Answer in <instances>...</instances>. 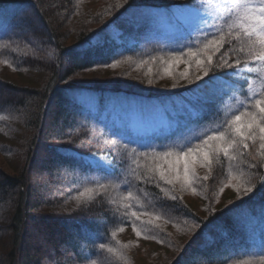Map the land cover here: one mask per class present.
I'll use <instances>...</instances> for the list:
<instances>
[{
	"label": "trees",
	"instance_id": "1",
	"mask_svg": "<svg viewBox=\"0 0 264 264\" xmlns=\"http://www.w3.org/2000/svg\"><path fill=\"white\" fill-rule=\"evenodd\" d=\"M195 1L0 0V10L16 8L15 16L31 19L36 26L33 33L50 39L55 47V57L47 60L30 45L0 41V132H6L12 118L20 133L17 144L0 137V147L11 148L19 159L14 170L0 163V213H6L0 220V264H264V230L257 219L264 215V184L260 183L264 165L250 167L264 160L258 138L246 141L247 149L241 145L236 162L222 156L211 168L199 160L192 162L196 179L191 187L183 184L182 167L181 179L173 184L159 179L157 165L166 170L175 157L165 161L129 155L133 148L148 151L140 147L148 136L153 144L173 145L178 152L193 135L203 138L246 110L235 103L242 94L234 91V99H215L198 119L202 98L213 92L209 77L189 84L201 74L194 63L187 79L180 76L184 62L162 71L161 67H169L167 60L174 50L147 48L139 42L153 26L162 32L187 31L182 27L185 22L172 12ZM232 46L226 44L222 51ZM202 47L196 43L193 51ZM180 53L186 60L187 48H179L176 54ZM218 58L219 54L214 56V63ZM236 58L235 53L228 56L230 61ZM256 68L249 65L251 71L241 73V80L248 84ZM216 77L219 82V73ZM102 81V86L93 83ZM262 97L264 86L256 98ZM127 103L137 108L132 116L161 111L165 121L176 118L179 129L187 131L178 136L172 129L166 139L134 138L129 129L130 135H120L118 122L130 109H125ZM245 103L254 105V100ZM218 104L221 115L213 119ZM247 111L256 109L249 106ZM114 140L119 142L109 143ZM133 140L136 143L125 150L123 143ZM98 159L114 162L116 173L100 179L95 170ZM240 171L257 185L243 199H238L233 186L241 183ZM146 175L152 176L151 182L144 180ZM97 183L107 188H97ZM129 191L138 200L129 201ZM129 204L132 207L126 208ZM132 211L140 215L139 221L131 217ZM162 220L179 223L174 224L179 229L168 231V224L158 223ZM141 242H153L160 250L152 251L149 262L141 263L136 257ZM157 252L164 261L152 257Z\"/></svg>",
	"mask_w": 264,
	"mask_h": 264
},
{
	"label": "snow or ice",
	"instance_id": "2",
	"mask_svg": "<svg viewBox=\"0 0 264 264\" xmlns=\"http://www.w3.org/2000/svg\"><path fill=\"white\" fill-rule=\"evenodd\" d=\"M225 15L221 16L217 22L209 24L207 20L201 19V27L196 29L199 32V36L196 38L195 43H202V49L193 51V42L185 44L187 48V59L182 60L185 53H176L179 49L170 53V59L167 63L171 66L173 64H179L184 62L186 67L180 76L187 79L189 76V69L195 64L196 70L201 74L196 75L194 80H188L189 84H194L196 81H203L204 77H209V82L213 84V92L210 96L202 98L201 113H197V118H202V112L206 109V106L215 102V99H222L224 96H228L230 99H234L231 94L234 91H240L243 95V85L247 84V80H241V73L246 71L250 72L249 65H258L255 69L259 73L261 79H264V0H224ZM199 7H203L200 5ZM199 7L192 8V13L195 17L200 16ZM216 19V18H214ZM225 29L227 31L225 32ZM211 37V39H209ZM233 45L229 47L227 51H222L225 45ZM239 44V47L234 45ZM232 53L237 55L234 61H230L228 56ZM219 54V58L214 63V56ZM246 57L243 61L240 56ZM205 58H201V57ZM156 60V57H152ZM163 60V57L160 58ZM212 73V76H209ZM219 73L221 79L217 82L216 74ZM151 82V81H149ZM239 85V87H238ZM261 90L252 92L248 90L247 100L253 101L254 105L246 104L243 100H236L239 107H244L245 112L239 115L232 116L231 119H226L216 127L210 129V134L203 135L197 133L193 135L181 149L173 151V145H155L152 143L153 137L148 136L147 142L140 145L148 151L138 152L137 148H133L129 153L130 156H149L154 159L172 161V165L166 170H161L157 165L156 171L159 174V179L167 184H173L174 180H180L179 170L183 168V184L184 186L191 187L196 179L195 174L190 167L192 162L199 160L204 166L211 168L213 163L221 158V156L229 162H236L239 159L240 147L244 149L248 148L246 141H256L259 139L260 149L264 151V97L256 98L260 94ZM251 106L256 111H247V108ZM221 115V105H217L216 113L213 119H216ZM223 129V130H221ZM120 135H130L126 127H121L118 130ZM192 141H198L196 144H192ZM119 140L110 141L109 143L115 144ZM129 143H136L135 140L123 143L125 150L128 148ZM191 145V146H189ZM167 147L168 151L159 152L157 148ZM186 148V151L184 150ZM236 153V155H233ZM181 161L183 163L181 164ZM264 165L262 160L257 165H250V167H259ZM234 165L230 164V169ZM95 170L100 174V179H104L108 176H112L116 173L117 169L114 166V162H105L98 159L95 162ZM239 170V169H238ZM135 175V172H133ZM245 173L240 171L239 180L240 184H233L238 192V199H243L254 192L257 185H252L251 178L245 179ZM137 180L141 179L139 175H135ZM208 179V177H204ZM146 182H151L152 176H144ZM264 184V178L260 181ZM251 185V186H250ZM97 188H107V185L99 184ZM85 191H88L87 189ZM163 191V189H161ZM195 191V188H193ZM84 193H81L83 195ZM127 199L132 201L137 199L133 196L131 191L128 192ZM171 199L175 201L177 197L171 196ZM126 208L132 207L131 204L126 205ZM131 217L134 220L139 221L140 215L136 211L131 212ZM133 230L136 231L137 236L141 234L133 224ZM261 250L264 251V237L261 240ZM100 249L104 248V244L99 245Z\"/></svg>",
	"mask_w": 264,
	"mask_h": 264
},
{
	"label": "rangeland",
	"instance_id": "3",
	"mask_svg": "<svg viewBox=\"0 0 264 264\" xmlns=\"http://www.w3.org/2000/svg\"><path fill=\"white\" fill-rule=\"evenodd\" d=\"M200 5H203V7H199ZM199 7L200 16L195 17L192 13V8ZM225 5L224 0H196L192 5L185 7V9L182 10H173L172 16H175L177 19H180L185 22L182 27H187L186 30H179L175 29L173 32H162L161 29H157V26H153L152 28L147 29L144 31L143 35L141 36L139 42H141V45H147L148 47H157L162 50H176L179 48H183L185 44L189 43V41H192L193 44H196V38L199 36V32L196 29H199L201 27L200 20L205 19L208 21L209 24L217 22V20L225 15L224 11ZM16 8L14 7H6L0 10V41L6 39H11L14 41L15 44H19L20 46H26L30 45L33 48L34 52L38 54L39 56L44 57L47 60H51L55 57V50H54V44L53 42L48 38H42L38 35H35L33 33L34 28L36 26L32 22L31 19L28 18H18L15 16ZM126 15V14H124ZM216 18V19H214ZM190 23V25H188ZM187 24V25H186ZM227 29H225V32ZM92 39V38H91ZM0 42V43H1ZM146 48V47H145ZM174 65V64H173ZM173 65H169L167 68H162V71H166L169 68H171ZM179 67L183 66V63L178 64ZM259 66L257 65V68ZM154 70V68H153ZM117 72V71H114ZM118 73V72H117ZM136 76V75H135ZM142 78V77H141ZM95 85L102 86L104 84V81H102L100 84L98 82H93ZM264 86V79H261L259 73L256 72V74L252 77V79L248 80V84L245 88V93L243 95H239L237 99L245 101L247 99L248 90L251 89L252 92H256L257 90H261ZM235 100V103H236ZM130 108L128 112L125 115V119H119L118 125L120 127H126L130 130L131 133H135L134 138H145L147 135H154L156 138H168L170 135V132L172 129H175V131H172L171 133L173 135H180L182 133V129H179L177 125L176 118L173 121H165L164 117L161 114V111H153L151 114L145 116V114H141V111L136 113V115L132 116L134 112H136L137 108L130 107L129 103L126 104L125 109ZM140 109V108H138ZM142 110V109H141ZM17 116V115H15ZM14 116V117H15ZM11 124L15 126L17 122L14 119H10ZM7 127L5 126L6 132L3 130L0 132V137L5 140H9L15 144L19 142L20 133L13 127V126ZM1 130V129H0ZM179 130V131H178ZM187 130H184L185 132ZM176 133V134H174ZM20 146V145H18ZM11 148H8L6 146L0 147V163L2 166L14 170L17 167V164L19 161L17 155H14L13 151L9 150ZM12 153V154H11ZM11 156V158L7 156ZM21 156V155H20ZM20 158V162H22L23 159H25V156L23 155ZM19 166V165H18ZM10 171V170H9ZM195 195V193H193ZM264 211V209H263ZM6 212V211H5ZM4 212L0 213V220L3 217ZM6 214V213H5ZM4 214V216H5ZM264 215L259 214L257 219H260V226H262L264 230ZM250 220V219H249ZM249 220L246 221V224L249 225L252 228L253 221L250 220L252 225L249 223ZM257 221L256 219H253ZM184 222V221H183ZM158 223L161 225L168 224L170 228V232H173L175 229H179V227L174 226V224L179 225V223L170 224L167 221H158ZM184 223H188V221H185ZM162 226V227H164ZM256 231V235H259V231ZM189 238H187L188 240ZM137 246V245H136ZM137 254L136 257L139 262H149V258L151 260L150 254L154 249H158V246H156L153 242L152 243H144L141 242L140 247L137 246ZM158 251H160L158 249ZM154 259H157L156 261L159 263L161 260L164 261L165 257L162 255V253L157 252L156 254L153 253L152 256Z\"/></svg>",
	"mask_w": 264,
	"mask_h": 264
}]
</instances>
